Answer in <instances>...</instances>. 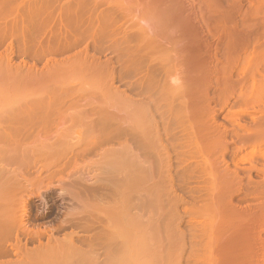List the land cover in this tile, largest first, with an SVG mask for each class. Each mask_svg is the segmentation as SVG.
Returning <instances> with one entry per match:
<instances>
[{
    "label": "rangeland",
    "instance_id": "1",
    "mask_svg": "<svg viewBox=\"0 0 264 264\" xmlns=\"http://www.w3.org/2000/svg\"><path fill=\"white\" fill-rule=\"evenodd\" d=\"M200 3L175 0L172 29L141 0H0V202L41 234L26 249L52 248V264H220V228L257 210L264 177L238 162L250 148L233 161L237 145L208 147L244 106L222 108L204 56L227 18L264 48V0Z\"/></svg>",
    "mask_w": 264,
    "mask_h": 264
},
{
    "label": "bare ground",
    "instance_id": "2",
    "mask_svg": "<svg viewBox=\"0 0 264 264\" xmlns=\"http://www.w3.org/2000/svg\"><path fill=\"white\" fill-rule=\"evenodd\" d=\"M49 1L50 0H46V2ZM141 1L143 5L146 7V9H148L147 12L149 11L150 13L152 12L151 14L147 13L148 15H150V17H152V14L153 17L158 16L159 12H156V10L159 9L158 11H160V13L162 11L167 12L166 13L167 17L166 16L165 17L167 18V22L169 20L168 25H170L169 26L170 28L171 25L177 27L176 25L179 24V23L178 24L175 23L174 22L175 19L171 17L174 15L173 12L171 11L174 10L173 2L175 0H141ZM208 2L209 0H201L200 5L207 6ZM34 5H39V4L38 3L36 4L35 1ZM175 10L177 9L175 8ZM184 11L185 10L183 9L182 12ZM189 11L193 12L191 10ZM169 12H171V16L170 15L168 16V14H170ZM198 12L199 15L197 14L198 15L197 18L199 19V22L201 21V23L202 22L204 23L205 20L203 19V12L199 9ZM38 13H39V9L37 7H34L29 12V15L33 16V15H37ZM193 13L191 15H193ZM185 17L186 14L184 18ZM188 17L190 18V15ZM176 18H178L179 20V17ZM184 18L182 16L181 19L183 20L181 21H184ZM165 20L166 19H164L163 21ZM185 22L186 24H189L190 20L186 19ZM163 26H166V24ZM179 26H181V24H179ZM175 27L172 29H175ZM218 31L221 32L222 37L219 42L218 50L215 51L213 55H211L209 58L208 57L205 58L203 53L200 50H198L199 59L201 53L202 56H204V59H207L205 61L203 60V58H201L205 62L203 63V61L201 62L199 60L201 62L200 64L203 63L206 65L207 63V64H212L213 66H211V68L208 66L209 67L208 68L206 65V68H204L203 70V68L200 67L202 65L199 66L196 63H193V65H189L188 61L187 62L185 61L184 65H182V67L184 66L183 67L184 70L181 69V71L182 70L184 71V72L182 71V73L185 74V75L183 74L184 76H187L189 73L196 71V74L193 73L192 74L193 76L191 75L192 77H195V75H197L201 70H203L202 71L203 73L204 71H206L205 69L208 68L207 71H209V73L207 72L205 73L208 74L207 76L211 74L212 76H214L216 80V85L219 87L218 88L216 86L217 87L216 89H218L217 91L219 92L218 93L219 101L221 103L220 105L222 106V108H225L228 105V102H230V98L234 94H237L238 99L234 98L235 99L234 102L239 101L237 102L238 105L240 104L241 105V106L239 105L240 107L244 106L242 107L244 108V110L242 109V112L240 113L241 108L238 109L239 111L235 113L236 114L239 113L238 115L240 116L237 117L236 114L233 112L229 116L230 112L228 111L229 112L228 116L224 118V120H226L227 122L225 121L223 122L228 124V126H225L224 123L225 127H223L224 146H208V147L213 149L218 147L223 152H225L227 150L228 145L230 144L237 145L238 149L234 150L236 152L234 151H233L234 153L231 152L232 153L231 160L233 159V161L237 156V152L240 153L242 152V150H245L246 148H250L249 151H245V153L241 154V156L239 157L237 156L238 162L240 161L239 164H241L240 166L242 167L244 166L243 163L245 162L250 163L248 164L250 165V168L248 169L246 164L245 165L246 167L245 166L243 167L246 168L244 170H246L248 173H250L251 171L260 173L264 177V151H261L262 149L260 148L264 142V48L259 47L260 43H257L258 38H255V41H253L254 42L253 46L249 45L250 41L253 40L252 37L250 36V32L248 31L239 32L237 30V24L230 21L228 18L223 19L222 22H218ZM241 35L245 37V40L238 42L237 37L238 36L240 37ZM184 37L182 39H184ZM190 64H192V61ZM238 64H240V66ZM237 66H239L238 67L239 69H237L239 71L236 74V76H234V69ZM202 73L200 72V74ZM207 76L204 77L205 80L206 78L208 79ZM233 77H235V79H233ZM234 102H232V105ZM250 112H252V115L254 113L255 114L251 116ZM232 114L233 116L234 115L235 116L232 117ZM255 115L257 117H255ZM245 116H247L249 120L248 121L245 120L243 121V123H240L241 120H244ZM186 121L189 122V119H187ZM200 138L202 141H205L207 139V136L205 133H203ZM241 161L243 163H241ZM258 185H259L258 187L252 188L253 191L251 190L250 194L252 193L253 197L256 198H264V178L263 180H261V183H259ZM6 204L7 202L3 201L2 203L1 200L0 258L7 256L10 257L13 254L15 258L1 261L0 264H52L51 262L54 260V252L52 248L49 247L50 249H48L47 247H44L38 242L39 245L37 247L28 250L26 249L24 244H21V239H20L21 236L22 237L25 236V238L29 237V239L31 238L32 240L39 241L41 238V234L36 231L33 232L26 226V223L24 222L25 212L23 210L17 212L11 209L12 210L11 211L8 209L9 206H6ZM235 213L236 214H233L235 215V218L233 217V215L232 216L230 215L231 219L228 218L227 222L225 223V226L220 228V232L225 231L228 234L220 250V264H264V201L260 202L257 210H255L254 212L249 209H245V210L237 211ZM12 239L15 242L13 245V249L11 248L10 249L14 250V252L9 251L10 249L6 247L8 242ZM69 262L70 261L59 262L57 264H69ZM80 263H82V259L81 260L79 259L78 261L77 258H74L71 261V264H80Z\"/></svg>",
    "mask_w": 264,
    "mask_h": 264
}]
</instances>
